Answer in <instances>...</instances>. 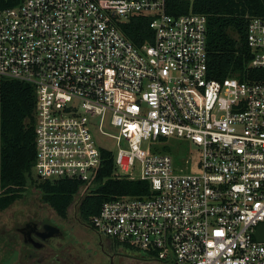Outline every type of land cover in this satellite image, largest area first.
<instances>
[{"label":"built area","instance_id":"obj_1","mask_svg":"<svg viewBox=\"0 0 264 264\" xmlns=\"http://www.w3.org/2000/svg\"><path fill=\"white\" fill-rule=\"evenodd\" d=\"M166 2L20 0L0 10V84L34 89L42 179L87 182L108 151L114 177L148 181L147 194L102 202L97 234L151 263L264 264V80L210 78L206 16L171 15ZM138 13L151 16L141 46L120 29ZM246 45L248 67L264 68V15L248 19ZM170 136L198 158L176 162Z\"/></svg>","mask_w":264,"mask_h":264},{"label":"trees","instance_id":"obj_2","mask_svg":"<svg viewBox=\"0 0 264 264\" xmlns=\"http://www.w3.org/2000/svg\"><path fill=\"white\" fill-rule=\"evenodd\" d=\"M20 0H0V10L17 6ZM167 13L177 16L189 12L207 18L206 50L208 76L222 80L235 76L264 80V68H250V50L246 45V26L251 16L264 15V0H167ZM151 16L138 13L120 23V29L135 45L152 40ZM33 87L17 80L0 84V210L6 209L27 189L28 180L39 188L41 201L60 218L67 217L75 195L77 220L92 228L90 219L103 201L122 195L147 194L146 180L113 176L114 162L108 151L102 153V164L87 182L77 179H37L31 173L35 158ZM114 245L119 243L109 239Z\"/></svg>","mask_w":264,"mask_h":264},{"label":"rangeland","instance_id":"obj_3","mask_svg":"<svg viewBox=\"0 0 264 264\" xmlns=\"http://www.w3.org/2000/svg\"><path fill=\"white\" fill-rule=\"evenodd\" d=\"M98 2H105L107 0H97ZM93 121L97 120V117L91 118ZM96 140L98 143L113 151H117V145L115 139L111 137H106L101 134H96ZM164 142V151H168L173 159L176 162H180V159L190 158L192 162L194 159L198 158V151L196 146L192 143L183 140L182 138L170 136L163 138ZM120 171V169H117ZM133 175L140 174L139 163L136 162L134 168L132 169ZM36 173L32 169L31 177L36 178ZM82 195V191H79L75 197L73 203L68 207L67 218L68 221L66 224H63L65 228L66 237L63 239L64 242H70V251L73 252V256L76 257V262L79 264H89V261L92 257H98L96 264L107 263L108 260H105L100 254V241L97 239V234L92 228H87L79 221H77L75 215L76 202ZM41 194L39 188L35 186L34 182L28 180L27 189L21 193V196L16 198L6 209L0 210V249H3L7 242L14 241L9 239L7 236L11 234V226L14 222L20 223L25 219L37 215L38 218L46 217L52 221L59 222L62 219L58 217L54 211L44 202L41 201ZM66 218V219H67ZM12 240V241H10ZM123 249H126L124 245H117ZM144 253H141L143 256ZM11 257V255H10ZM92 264V263H91ZM123 264H159L157 262H147L139 257L133 258L124 257Z\"/></svg>","mask_w":264,"mask_h":264},{"label":"flooded vegetation","instance_id":"obj_4","mask_svg":"<svg viewBox=\"0 0 264 264\" xmlns=\"http://www.w3.org/2000/svg\"><path fill=\"white\" fill-rule=\"evenodd\" d=\"M66 218L55 222L33 215L23 222H14L11 234L7 236L14 241L4 243V248L0 249V264H79L70 251V242L63 241L66 237L63 226L68 221ZM97 239L100 241V254L108 260L100 264H123L126 255L142 260L137 252L118 247L104 236L98 235ZM97 261L98 257H92L89 264H96Z\"/></svg>","mask_w":264,"mask_h":264},{"label":"water","instance_id":"obj_5","mask_svg":"<svg viewBox=\"0 0 264 264\" xmlns=\"http://www.w3.org/2000/svg\"><path fill=\"white\" fill-rule=\"evenodd\" d=\"M36 178H37V179H42L43 177H42L41 175H36ZM262 228L264 229V225L260 226V229H262ZM257 237H258L259 239H263V238H264V234H262L261 232H258Z\"/></svg>","mask_w":264,"mask_h":264}]
</instances>
